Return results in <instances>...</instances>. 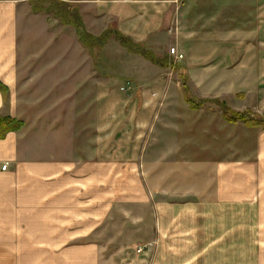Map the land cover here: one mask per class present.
<instances>
[{
    "label": "crops",
    "instance_id": "0c3cea01",
    "mask_svg": "<svg viewBox=\"0 0 264 264\" xmlns=\"http://www.w3.org/2000/svg\"><path fill=\"white\" fill-rule=\"evenodd\" d=\"M33 1L0 0V118L24 123L10 132L12 123H0V264H264V129L245 126L239 147L236 134L215 137L219 153L234 145V159L230 152L229 162L207 168L183 143L208 127L171 122L177 101L187 117L221 111L193 110L175 91L181 73L196 99L264 110V0H65L80 5L89 32L113 23L155 53L184 56L179 71L136 59L139 87L127 81V96L100 77L93 113L77 102L92 97L93 73L77 60L76 30L35 14ZM87 115L89 123L95 115V150L91 140L78 155ZM195 163L202 166L188 175L184 165ZM127 194L147 196L154 215L147 238L130 242L141 260L109 253L96 234ZM221 211L225 223L207 221Z\"/></svg>",
    "mask_w": 264,
    "mask_h": 264
},
{
    "label": "rangeland",
    "instance_id": "374dc122",
    "mask_svg": "<svg viewBox=\"0 0 264 264\" xmlns=\"http://www.w3.org/2000/svg\"><path fill=\"white\" fill-rule=\"evenodd\" d=\"M60 1L70 3L65 0H60ZM70 4L76 7H80L79 4H73V3H70ZM80 15L82 16L81 11H80ZM110 25L112 26L109 27L108 30L104 32L98 31L97 29L93 28L91 25L89 26L91 32H89L87 28L86 30L91 35L101 38L110 29H115L113 27V23H111ZM60 26L70 27L71 29H75L72 26L64 25L62 22L60 23ZM80 44L82 46H81V50L77 54V60L78 62L80 61L86 62V66L88 65V63H91L92 73H93V80L89 84V86L86 87L87 92H92V97L85 98V99L78 97V100H77L78 105L81 104L80 106L81 107L83 106L82 108L86 109V110L84 109L85 112L89 113L91 110H92V113L95 112L96 81L99 80L100 77H103V78L107 77V80H109L110 87L116 89L117 91H118V88L119 90L122 88L121 86L123 85L125 86L127 81H131L135 89L139 87V83L137 82V79L133 77L134 76L133 72L137 70V65H138V62L136 59L149 63L141 55L131 53L128 49L123 47L120 44V42L116 40L114 36H111L110 38H108L105 44H98V45L93 46L92 48L86 47L81 41H80ZM143 46L149 49L147 46L145 45ZM168 53L171 55L170 50L168 51ZM155 54L158 55L159 57H164L163 55H165V53H162V52H156ZM170 59H171L173 67L175 68V70H177V68L179 67L177 66L178 60L174 56H172V58ZM177 86L178 87H175V91H179L177 94H180L181 91L184 90L183 81L181 80L180 83L177 84ZM131 87H132V84H131ZM187 88L189 89L191 96L196 99V97L192 93V87L190 86L189 81L187 83ZM122 93L125 94V92H121L120 94ZM124 96H127V95L125 94ZM197 100H209V99H198L197 98ZM177 102L178 103L177 105L174 106V108L177 109V112L179 115L176 120H174V118H176L175 116L171 118V122L173 124L180 125V124L189 123V125L192 127L194 125H198V126L206 125L205 127H208L206 130H204L203 133L201 131V128L200 129L195 128L196 130L193 133L189 134L194 139L190 140V143L188 144H186V141L183 143V146L188 147L189 151L187 149L186 151L189 153L190 156H192V159L206 161L204 165L207 168L208 167L214 168L219 163L229 162L230 152H232V146L234 145L231 144V151L228 145L226 149L222 147L220 151L221 153H219L216 150L218 147L214 143V140H216L214 138L215 137L219 138L221 140V143H224V142H229L227 137L230 134H231V137H233L234 134H236L238 138L237 143L239 147V143L242 141V139H244V136L246 135L245 125L243 123H239L236 127L228 128L227 123L226 121L224 122L223 116L221 114L222 109L218 105L210 104V103L206 105V108L212 109V106H213V109L215 110L216 108L215 105H216L219 109H221V111L218 108H216L219 111L217 110L214 112L205 111L203 112V114H199V113L191 114L190 113L188 117L184 116L185 115L184 108L182 107L180 101H177ZM221 102H224V101H221ZM235 112H239V113L250 112L254 115L261 116L264 118V110H261L258 112L256 111V109L248 108L247 110H244V111H235ZM191 115L193 116L191 117ZM181 117L188 118V122L185 119L181 120L180 119ZM163 118L164 116H162L161 119H158V120H163ZM82 121L84 122L86 121L87 130L77 132L76 148H77L78 155H81L82 153L81 151H84V147H81V146H83L84 143H87V144L91 143V140H92L93 150H95V144H94L95 143L94 140L96 138L95 115H93L91 123H89L88 115L86 117H82ZM207 124H212V125L220 124L222 126V130L220 131V133H218L216 132L218 131L217 126H210ZM174 135L178 136V134H174ZM185 135H186V132H185ZM149 140H150L149 137L146 138L145 140L146 147L143 149V152H142L143 155H145V157L149 153ZM164 147L165 146H163L162 148ZM238 147H237V156L239 157V155H241L240 154L241 151H240V148ZM231 154L234 159V151ZM201 166L202 165L198 163L185 164L184 168L186 169L185 172L188 173L189 175L191 173H194L193 170ZM143 167L144 168L141 167V172L147 175V173L149 172V167L147 164H143ZM171 167L175 168L174 165ZM190 178L191 176L189 177V179ZM145 181L146 180H144V182ZM133 183L134 182L132 181V179H126V183L124 184L125 185L124 187L127 193L129 190H132V188L134 187ZM111 185L112 184L110 183V186ZM145 189L147 191V186L145 187ZM136 198L137 200H139L138 197ZM140 199L141 200L138 202L135 199V197L129 194L124 196V200H123L124 203H121L120 199H116L117 201H115L112 204L113 206L110 208V211H109L110 216L107 221V224L103 227V229L98 228V230L96 231L97 232L96 234L98 235L97 236L98 239H100L101 241L103 240L102 241L103 245H106V246L108 245L109 253L111 254L120 253V255H123L125 261L126 260L133 261L136 258L140 260L144 259L142 256L138 257L137 252H136L137 245L132 244L130 242L136 237L140 239L147 238L151 230V227L154 224V215L152 212V208L150 207L148 203V197L143 196V197H140ZM221 213L224 214L223 211L212 214L207 219V221L212 220V221L219 222V223H225L227 219H224L225 217L221 215ZM102 230L104 234L100 236L101 235L100 233Z\"/></svg>",
    "mask_w": 264,
    "mask_h": 264
},
{
    "label": "trees",
    "instance_id": "16d2710c",
    "mask_svg": "<svg viewBox=\"0 0 264 264\" xmlns=\"http://www.w3.org/2000/svg\"><path fill=\"white\" fill-rule=\"evenodd\" d=\"M32 10L35 14H49L54 15L64 25L72 26L75 28L80 41L88 48H92L98 44H105L106 40L111 36H114L120 44L128 49L131 53L139 54L147 61L162 68H174L171 59L168 56L159 57L151 50L145 48L142 44L135 42L131 37H128L116 29H110L106 34L101 37H95L88 33L80 10L78 7L71 5L70 3L60 0H35L32 2ZM101 41V42H100ZM179 71L180 68H177ZM183 81V91L186 96V100L190 104L193 110H201L206 108L208 103L216 104L222 109V113L226 122L230 124L243 123L248 128H261L264 129V118L254 115L250 112H235L225 102L220 100H197L193 98L187 88L188 76L185 73L180 74ZM0 91L4 94L7 93V89L0 84ZM0 123H12L8 124L6 132L21 130L24 123L18 121L4 120L0 118Z\"/></svg>",
    "mask_w": 264,
    "mask_h": 264
},
{
    "label": "built area",
    "instance_id": "2783aa9c",
    "mask_svg": "<svg viewBox=\"0 0 264 264\" xmlns=\"http://www.w3.org/2000/svg\"><path fill=\"white\" fill-rule=\"evenodd\" d=\"M171 51V55L174 56L177 60H182L184 58V56L182 54H179L178 51L173 48L170 50ZM131 90V84L130 83H127L126 86H124L122 88V92H128ZM7 165L3 167V170H6L7 169ZM139 253H141L143 251L142 248H140L139 250Z\"/></svg>",
    "mask_w": 264,
    "mask_h": 264
}]
</instances>
